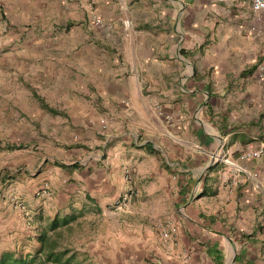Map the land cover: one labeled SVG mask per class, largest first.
Instances as JSON below:
<instances>
[{"label": "crops", "instance_id": "crops-1", "mask_svg": "<svg viewBox=\"0 0 264 264\" xmlns=\"http://www.w3.org/2000/svg\"><path fill=\"white\" fill-rule=\"evenodd\" d=\"M250 3L0 0V252L81 196L116 218L79 264H264Z\"/></svg>", "mask_w": 264, "mask_h": 264}, {"label": "trees", "instance_id": "trees-1", "mask_svg": "<svg viewBox=\"0 0 264 264\" xmlns=\"http://www.w3.org/2000/svg\"><path fill=\"white\" fill-rule=\"evenodd\" d=\"M80 217L81 212L55 215L34 237L36 246L30 252L24 253L19 246L1 251L0 264H79L73 256L66 257L71 250L63 233Z\"/></svg>", "mask_w": 264, "mask_h": 264}, {"label": "rangeland", "instance_id": "rangeland-1", "mask_svg": "<svg viewBox=\"0 0 264 264\" xmlns=\"http://www.w3.org/2000/svg\"><path fill=\"white\" fill-rule=\"evenodd\" d=\"M81 196L74 198L73 207L67 210L62 209V215L65 211L68 213H78L81 212V217L78 218L74 223L71 224V229L64 231L63 239L66 241V245L71 250L74 249L75 252L81 253L83 250L87 251L91 244H95V240L98 236L103 233L106 224L113 221L116 216L107 215L99 212H87L84 208H81L80 200ZM60 213V214H61ZM66 215V214H64ZM109 225V224H108ZM32 246V244H30ZM32 248H26V250L31 251ZM24 251L25 249L22 248Z\"/></svg>", "mask_w": 264, "mask_h": 264}, {"label": "built area", "instance_id": "built-area-1", "mask_svg": "<svg viewBox=\"0 0 264 264\" xmlns=\"http://www.w3.org/2000/svg\"><path fill=\"white\" fill-rule=\"evenodd\" d=\"M88 8L89 9L92 8V0H88ZM250 9H251V12L253 14V23L251 24L249 29L251 31H253V32L260 31L261 26L264 25V0H251ZM92 24L95 27H100L102 25V22L99 19H97V18H93L92 19ZM254 83L257 86H263L264 87V59L256 67L255 76H254ZM260 153H261V148H259L257 150L249 149L247 152H244L240 156V158L241 159H244V158H257V157H259ZM234 169H235L236 172L240 171L239 168L235 167ZM43 190H44V188L42 189V193H44ZM126 198L127 197H123L122 200L126 201L125 200ZM15 206L20 211H22L23 213H26L24 205L21 204L20 202H16ZM173 232H174L173 228H171V229L170 228L161 229L160 230L161 237L164 238V239H170L172 234H173Z\"/></svg>", "mask_w": 264, "mask_h": 264}]
</instances>
